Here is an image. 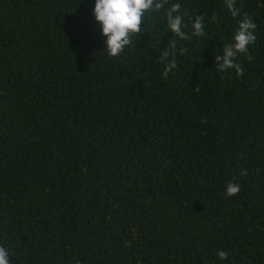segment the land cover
I'll use <instances>...</instances> for the list:
<instances>
[{
	"label": "trees",
	"instance_id": "trees-1",
	"mask_svg": "<svg viewBox=\"0 0 264 264\" xmlns=\"http://www.w3.org/2000/svg\"><path fill=\"white\" fill-rule=\"evenodd\" d=\"M175 3L182 30L201 16L204 36L169 31ZM94 4L0 0L10 264H264V0H236L235 18L225 0H168L115 58ZM244 15L257 27L243 74L218 71Z\"/></svg>",
	"mask_w": 264,
	"mask_h": 264
},
{
	"label": "clouds",
	"instance_id": "clouds-1",
	"mask_svg": "<svg viewBox=\"0 0 264 264\" xmlns=\"http://www.w3.org/2000/svg\"><path fill=\"white\" fill-rule=\"evenodd\" d=\"M168 0H95L92 15L95 22L100 26V33L104 38V50L109 57L119 56L126 46L133 43V36L138 37L142 32L141 25L145 21L147 13L159 12L164 9ZM225 6L233 18L240 15V10L236 7V0H225ZM181 5L172 4L165 12L167 27L179 40H189L192 36H204V20L201 16H196L192 23V33L187 34L182 29L183 17L179 15ZM256 24L251 17L244 15L238 22L237 31L234 33L232 42L224 45L223 54L215 57V63L218 71L235 69L237 76L243 74L240 64L234 63L236 57L240 54H247L249 45L255 42ZM175 48V42L170 45ZM187 49L182 48L181 54ZM169 51L165 49L161 53L162 61L169 56ZM174 55V54H173ZM248 59L252 57L249 55ZM177 67L175 59L164 69L162 75L166 78L168 73ZM241 175H247L242 171ZM240 192V185L229 182L226 185V195L235 196ZM220 260L227 258V253L218 251ZM0 264H10L7 250L0 246Z\"/></svg>",
	"mask_w": 264,
	"mask_h": 264
}]
</instances>
